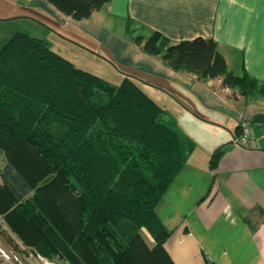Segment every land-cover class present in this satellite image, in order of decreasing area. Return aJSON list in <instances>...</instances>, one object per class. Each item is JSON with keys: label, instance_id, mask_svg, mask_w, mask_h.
I'll list each match as a JSON object with an SVG mask.
<instances>
[{"label": "trees", "instance_id": "16d2710c", "mask_svg": "<svg viewBox=\"0 0 264 264\" xmlns=\"http://www.w3.org/2000/svg\"><path fill=\"white\" fill-rule=\"evenodd\" d=\"M45 1L80 21L111 0ZM133 42L174 72L264 97L263 84L227 71L211 40L170 44L153 32ZM162 112L133 79L109 86L43 41L15 34L0 48V218L9 232L48 261L173 264L155 209L193 144Z\"/></svg>", "mask_w": 264, "mask_h": 264}, {"label": "crops", "instance_id": "0c3cea01", "mask_svg": "<svg viewBox=\"0 0 264 264\" xmlns=\"http://www.w3.org/2000/svg\"><path fill=\"white\" fill-rule=\"evenodd\" d=\"M16 16L50 33L53 44L43 41L74 67L105 82L114 74V86L136 81L193 144L155 209L173 264H264V97L174 72L133 42L153 32L170 44L211 40L229 73L264 85V0H111L80 21L45 0H0V21ZM242 120L253 149L231 143Z\"/></svg>", "mask_w": 264, "mask_h": 264}, {"label": "rangeland", "instance_id": "374dc122", "mask_svg": "<svg viewBox=\"0 0 264 264\" xmlns=\"http://www.w3.org/2000/svg\"><path fill=\"white\" fill-rule=\"evenodd\" d=\"M17 18L18 17L16 16V17H11V18L7 19L5 22L0 21V48L3 46L4 43H6L15 34H22V35L27 36L28 38L39 40V41L46 40V42H48L49 44H53L52 43L53 42L52 36L50 35V33L46 32L45 29H43L39 25H36L34 22H29V21H26L23 19H17ZM47 47H48V45H47ZM112 76L115 77L114 74H112ZM108 77H109V75H108ZM113 77L108 78L106 81L111 86H114L116 84V83H114L115 79H113ZM102 80H104V79H102ZM112 83H114V85H112ZM114 87H117V86H114ZM201 146H204L203 149L206 150V148H207L206 144L201 145ZM5 164H6L5 155L2 151H0V171L3 169ZM9 234H11V233L9 232L7 227H6V229L3 230L2 226L0 225V238L3 241L9 242L10 244H12L14 246V248L17 249V246H15V242L19 241L20 244H22V242L13 234H12L13 236L9 237ZM139 236H140L141 240L144 242L147 249H149V250L152 249L153 242H152L151 238L149 237V235L144 230H141L139 232ZM12 237H14L13 240H12ZM24 247H26V246H24ZM27 248L30 249V247H27ZM21 255H23L24 257H29L32 264H40L35 259L31 258V254H29V253L22 252ZM50 262H52L53 264H71L69 262H66L63 260H56V259H54L53 261H50Z\"/></svg>", "mask_w": 264, "mask_h": 264}, {"label": "built area", "instance_id": "2783aa9c", "mask_svg": "<svg viewBox=\"0 0 264 264\" xmlns=\"http://www.w3.org/2000/svg\"><path fill=\"white\" fill-rule=\"evenodd\" d=\"M231 143L234 146L244 148V149H253L254 144V136L252 129L249 127L248 123L245 120H242L239 127L238 133L232 138ZM0 225L2 229H6L3 221L0 218ZM13 236L9 234V237ZM14 237H12L13 240ZM14 248L12 244L7 241H3L0 238V263L1 264H32L29 257H24L21 255L22 252L31 254V258L35 259L40 264H53L52 262L46 260L41 257L36 251L32 248L24 247L19 241L15 242Z\"/></svg>", "mask_w": 264, "mask_h": 264}]
</instances>
